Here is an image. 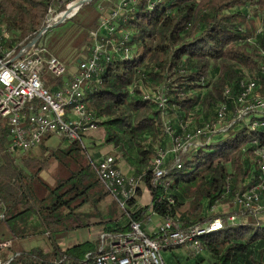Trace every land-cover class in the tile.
I'll return each instance as SVG.
<instances>
[{
	"label": "trees",
	"instance_id": "obj_1",
	"mask_svg": "<svg viewBox=\"0 0 264 264\" xmlns=\"http://www.w3.org/2000/svg\"><path fill=\"white\" fill-rule=\"evenodd\" d=\"M56 1L0 0V27L11 34L9 44L21 43L35 31L38 34L49 6ZM97 1L86 5L91 12L80 26L83 37L76 47L83 54L78 61L88 56L89 32L99 27L102 13L96 9ZM111 2L116 5L118 0L106 4ZM131 2L126 21L118 25L115 35L118 39L120 31L128 32L130 55L103 63L99 75L84 90L86 108L98 127L104 128V143L113 146L116 156L130 168V176L147 189L152 212L188 228L216 217L219 214H210L216 204L256 184L259 169L255 153L264 150V127L252 128L251 122L264 124V111L249 113L233 124L228 121L232 125L225 134L189 151L177 165L170 156L165 177L168 185L154 187L150 176L153 159L158 149L169 145L165 134L168 126L162 118L166 112L174 114L176 120L171 125L181 136L191 127L194 130L215 122L221 105L226 106V115L239 107L241 81L252 79L257 89L251 94L264 96V0ZM249 9L260 14L262 24L252 44L247 41L250 38L246 31ZM142 76L146 79L141 80ZM70 80L66 73L57 79L44 78V84L53 92ZM143 80L152 87L170 82L164 110L158 109L154 99L157 95H140L137 85ZM190 116V126H181ZM48 141L46 138L26 154L11 155L6 152V129L0 128V213L4 215L0 243L9 238L43 235L51 242L47 251L34 247L13 252L9 264H79L87 254H96L99 246L85 241L62 249L54 238L93 224L105 234H122L129 232L130 223L135 221L145 232L143 223L150 217L149 206L133 199L125 211L119 212L117 203L98 180L93 168L96 161L86 155V148L63 140L68 147L46 156ZM53 162L57 167L50 175V184L41 173L48 171ZM261 212L264 210L255 215L244 213L237 223L225 224L223 230L200 239L201 251L211 264H264ZM194 257L196 264L203 261L199 254ZM175 259L174 264H180L184 258Z\"/></svg>",
	"mask_w": 264,
	"mask_h": 264
},
{
	"label": "built area",
	"instance_id": "obj_2",
	"mask_svg": "<svg viewBox=\"0 0 264 264\" xmlns=\"http://www.w3.org/2000/svg\"><path fill=\"white\" fill-rule=\"evenodd\" d=\"M93 0H57L56 6H49L48 31L66 20L72 19L85 5ZM108 1V0H105ZM131 0H118L115 8L104 12L99 8L102 16L96 31L89 32L91 48L87 57L77 61L71 80L60 88L50 92L44 84L45 76L51 79L62 77L68 72L63 63L56 57L49 55L43 47L45 34L32 33V38H26L25 44L9 45L8 31L0 32V128L7 132L8 144L6 152L11 155L25 154L44 143L46 138L58 137L69 143L77 142L82 147L83 139L98 128L86 104L74 105V111H63V104H73V98L79 92L88 89L96 71L108 62L109 51H114L115 44H123L128 39V32L120 31L118 39L111 36V29H117L126 17ZM56 7V8H55ZM123 54H130L128 46H124ZM122 54H116V57ZM264 74V71L262 72ZM242 93L248 88H256V84L249 79L239 84ZM151 95L158 96V109L162 108V97L167 93L159 89ZM223 108L216 112L221 118ZM264 111V96L254 100V107L240 108L235 113L236 121L249 116V113ZM168 126L169 145L165 152H156V169L151 170V184L162 178V170L168 168L167 160L170 156L176 165L189 151L203 143H210L225 134L228 128L214 129L211 126L199 132L196 136H180L170 122ZM186 123H181V126ZM230 124V126L232 125ZM260 127H264L261 125ZM259 159L263 179L250 187L251 197H243V192L233 195L232 204L236 212L223 220L213 217L202 223L183 228L171 218L162 219L154 237L148 236L142 229V224L132 221L129 232L122 234H103L98 251L94 255L87 254L79 264H165L161 253L176 248H183L186 252L198 255L201 250L196 244H189V235L193 231H204L206 228L237 223L244 213L256 214L262 210L261 201L264 197V164L263 152L255 153ZM94 172L107 194L125 211L131 200L137 199V189L142 184L139 179L125 176L117 167L112 156H105L94 165ZM160 201V199L158 200ZM172 203V200L167 198ZM139 204V203H137ZM141 206H144L140 204ZM150 217L152 203L149 205ZM0 213V221L3 219ZM150 217L145 222H150ZM14 258L11 242L0 243V262L9 264Z\"/></svg>",
	"mask_w": 264,
	"mask_h": 264
},
{
	"label": "rangeland",
	"instance_id": "obj_3",
	"mask_svg": "<svg viewBox=\"0 0 264 264\" xmlns=\"http://www.w3.org/2000/svg\"><path fill=\"white\" fill-rule=\"evenodd\" d=\"M116 1V0H115ZM107 1L105 0H98L96 5V9L103 8L104 12H107L113 7L115 2H111L108 5L106 4ZM56 6V2L53 4ZM56 8V7H55ZM91 12V8L89 6H86L77 13V15L74 16V19L66 20L63 23H60L59 25L55 26L51 30H49L46 34V36L43 38V47L45 48L46 52L53 56L58 58L65 68H67L68 72L67 75L71 76L72 68L75 67L77 63V59H80L82 54L80 50L77 49L76 43L79 42L83 37V31L81 30L80 26L85 21L84 17L85 15H89ZM247 17V24H246V31L249 34V38L247 41L252 44L254 37L258 35L262 31V24H261V16L260 14L253 10L249 9ZM91 47V44L87 47L89 50ZM85 50V51H86ZM80 51V52H79ZM47 78V76H45ZM51 79V78H50ZM142 79H146V77L142 76ZM170 84L169 81H167L165 84H160L158 86L152 87L149 84L148 80L139 81L137 87L140 91V95H151L154 93V91L162 90L163 92L167 93L168 97V85ZM134 87L130 88L132 90ZM175 90V88H172ZM132 92V91H131ZM262 94V93H261ZM261 97L260 94L257 92L251 94L250 98H258ZM249 98V99H250ZM251 99V100H252ZM250 104V103H249ZM242 107V106H241ZM236 107L233 112H230L226 115V119L222 121L220 124L214 122V129H221L226 128V126H229L228 121H232V115L236 113L240 108ZM162 118L163 122H171V124L174 125V121L176 120V116L174 114H169L166 112ZM192 116L189 117V119L186 120L187 126H190V119ZM226 122V123H224ZM216 123V124H215ZM218 124V126H216ZM193 130V127H191L190 131ZM104 135L105 130L103 127H98L95 131L88 134L82 141L83 148H86L87 156L91 158L92 160L95 159L97 162L98 159L101 158L102 155L109 154L115 156V158L119 161V169L125 176H130L128 171V165L126 162L121 159L117 155V151L113 148V146L108 145L104 143ZM69 145L64 143L61 138L53 137L49 139V141L45 144V154L46 156L56 153L59 154L60 149H65ZM168 147V146H167ZM26 154V153H25ZM134 155V154H133ZM98 156V157H97ZM114 158V157H113ZM122 160V161H121ZM57 162H53L52 165L49 167L48 171L41 173V176L43 179H45L48 183L52 184L53 180L51 178V173L56 169ZM139 189L141 190V195L137 196V203L142 204L144 206L149 205L151 201V197L147 191V189L144 187L143 184L139 185ZM262 210H264V197L261 201ZM122 212L123 210H119V212ZM261 211V210H260ZM259 211V212H260ZM236 212V208L232 204V199L228 200L221 204H216L211 209V215L219 214L216 217L223 218L225 215L229 216L232 215V213ZM258 214V213H257ZM264 213H260V215H263ZM255 215V214H254ZM153 218H156L155 216H151ZM96 220V219H94ZM104 234L102 232V229L99 225H91L89 228H81L76 229L72 231H67L64 233H59L55 236V242L56 244L62 248L65 249L67 247L73 246L75 244L85 242V241H92L99 246L101 241V236ZM9 241L11 242V248L12 252L20 251V250H30L34 247H40L43 250L47 251L51 248V242L48 239L47 235L38 236V237H31V238H21V239H12L9 238ZM183 256V260L180 264H196L195 257L193 254H190L186 252L183 248H176L172 251H163L161 253V257L165 264H174L176 262L175 257ZM199 256L203 257V261L200 264H211L209 258L201 251L199 253ZM174 261V262H173ZM0 264H3L0 262Z\"/></svg>",
	"mask_w": 264,
	"mask_h": 264
},
{
	"label": "bare ground",
	"instance_id": "obj_4",
	"mask_svg": "<svg viewBox=\"0 0 264 264\" xmlns=\"http://www.w3.org/2000/svg\"><path fill=\"white\" fill-rule=\"evenodd\" d=\"M126 17H124L122 19V22L124 23L126 20H125ZM128 19V18H127ZM48 22H49V10H48V13H47V17L44 21V25L42 26L43 28L41 29V31L38 33V34H45L48 32ZM124 28V27H123ZM116 30L117 29H111V36H115L117 35L116 34ZM3 31H6V29L3 27ZM0 32H2V27H0ZM38 32V31H37ZM36 32V33H37ZM29 38H32L29 37ZM128 39H129V34H128ZM128 39H124V45L123 44H115L114 45V51H109V59H113L116 57V54H122L121 56L119 57H122V58H128L130 54H123L124 52V46H127V43H128ZM14 44V43H13ZM18 44H25V41L21 42V43H18ZM16 44V45H18ZM10 45V44H9ZM103 68V67H102ZM101 69H99L98 71H96V76L99 75V73L101 72ZM262 75L264 76V74L262 73ZM264 78V77H263ZM96 80V79H95ZM251 82H254L252 79H249ZM255 83V82H254ZM100 84V83H99ZM240 84H243V81H241ZM255 88H248V90H245L243 91L242 93V100H239L238 99V102L240 104V107L243 108V109H250V108H253L254 107V100H256V98L252 99L250 98L251 96V93L254 92ZM257 89V88H256ZM149 96V95H148ZM154 96V95H153ZM143 97V96H142ZM166 96H163L162 97V107L164 106V103L166 101ZM250 98V100H249ZM154 99H156V101L158 102V96L154 97ZM252 99V101H251ZM150 100V99H149ZM82 103L86 104L85 103V94H84V91H81L79 92L78 95H76L74 98H73V104H63V111L65 112H72L74 111V105H81ZM250 103V104H249ZM157 105V104H156ZM222 108H223V111L221 112V118H219V114L216 112V118L217 120L215 121L216 123L220 124L222 121L225 120V115H226V106L223 104L221 105ZM221 106L219 108H221ZM165 107V106H164ZM163 107V108H164ZM165 109V108H164ZM235 117L232 119V121H234ZM253 121V120H252ZM215 123V124H216ZM226 123V122H224ZM167 124V123H166ZM164 124L166 127L167 125ZM218 124L216 126H218ZM258 125H263V123H260L259 122H251V127L252 128H255L257 127ZM184 126V125H183ZM205 126H211V125H208V124H205L203 125L202 127L200 128H196L192 131H182L183 134L181 136H196L197 134H199L200 131H202ZM229 126H226V128H228ZM221 128V127H220ZM181 132V133H182ZM168 135V128H166V133ZM208 143H203V144H200L198 145L196 148L202 146V145H207ZM167 150V147L164 149H158L157 152H165ZM259 152H263V164H264V150H259L257 153ZM156 160H157V153L155 154V157L153 159V162H152V170H155L156 169ZM258 169H259V173H258V176H257V182L256 183H260V181L263 179V171L262 169H260V163H259V159H258ZM177 165V164H176ZM180 166V165H179ZM178 166V169L180 168ZM175 167V166H174ZM167 170H169L168 168L167 169H163L162 170V178L159 179L158 182H156L157 186H161V187H166L168 185L167 183V179L165 177H167ZM167 175V176H166ZM238 194V193H237ZM235 194V195H237ZM243 197H251V190L248 189L246 190L245 192H243ZM228 224H234V223H228ZM225 227V224H223L222 226H214L213 228H206L204 231H193L190 235H189V244H196L197 243V249L198 250H201V245H200V239L211 234V233H214V232H218V231H221L223 230Z\"/></svg>",
	"mask_w": 264,
	"mask_h": 264
},
{
	"label": "crops",
	"instance_id": "obj_5",
	"mask_svg": "<svg viewBox=\"0 0 264 264\" xmlns=\"http://www.w3.org/2000/svg\"><path fill=\"white\" fill-rule=\"evenodd\" d=\"M75 67L72 68V71L71 73L74 71ZM105 156H112V155H109V154H105V155H102L100 159H98L97 161L101 160L102 158H104ZM114 157V156H113ZM115 162H116V165L117 167L119 168V161L117 158H115ZM122 161V160H121ZM130 168H128V171L127 173L130 175ZM155 216L156 218H153V217H150V222H144L143 223V227H144V230L147 234H154L156 232V230L158 229L159 225L162 223V219L159 218L158 216L156 215H153Z\"/></svg>",
	"mask_w": 264,
	"mask_h": 264
}]
</instances>
